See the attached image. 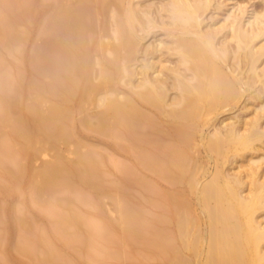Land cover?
Returning a JSON list of instances; mask_svg holds the SVG:
<instances>
[{
    "label": "bare ground",
    "instance_id": "obj_1",
    "mask_svg": "<svg viewBox=\"0 0 264 264\" xmlns=\"http://www.w3.org/2000/svg\"><path fill=\"white\" fill-rule=\"evenodd\" d=\"M141 3L0 0V248L15 233L40 264L123 247L132 264H264V10ZM253 95L252 118L215 123Z\"/></svg>",
    "mask_w": 264,
    "mask_h": 264
},
{
    "label": "rangeland",
    "instance_id": "obj_2",
    "mask_svg": "<svg viewBox=\"0 0 264 264\" xmlns=\"http://www.w3.org/2000/svg\"><path fill=\"white\" fill-rule=\"evenodd\" d=\"M136 1H140V3H141V5L143 6V5H146L147 3H149L150 2V4H152L153 6L155 5V3L156 2H160V0H136ZM156 1V2H155ZM162 1V0H161ZM163 1H166L167 2V0H163ZM243 8H248V6H250L251 4H252V9L255 11V13L256 14H261L262 12H263V10H264V3L262 2V0H236ZM145 3V4H144ZM165 3V2H164ZM228 3V2H227ZM229 4V3H228ZM207 14V17H209V10L206 12V13H204V15H203V17H205L204 18V22L205 21H207V22H205V23H203L202 25H209L210 23H213V24H215V27H217V28H219L220 30H219V34H220V36L223 34V35H225V33H226V35L229 33L227 30H228V27H229V25L231 24L230 23V20H226V21H223V16H222V14L221 15H219L220 17H218V19H213V20H211V22L210 21H208L207 20V18H206V15ZM239 17H242L243 16V14L242 13H240L239 15H238ZM206 19V20H205ZM210 22V23H209ZM207 23V24H206ZM209 23V24H208ZM203 27L204 29H206L207 27ZM153 30H155V29H153ZM156 30H157V33H160L161 31H159V29L158 28H156ZM155 30V31H156ZM218 34V35H219ZM36 40L34 41V44H35V48L36 47H38V46H40L41 47V45L40 44H42V40H41V38L40 39H38V37H36L35 38ZM228 40V39H227ZM232 41V40H231ZM231 43H233V41L231 42ZM230 43V47H231V50L235 47L234 45L235 44H231ZM253 45L255 46V48L256 49H262V47L264 46V34L263 35H259L258 37H256L255 39H254V41H253ZM233 47V48H232ZM262 51H264V49L262 50ZM242 52V53H241ZM264 53V52H263ZM239 55H240V58H239ZM241 55H243V50L242 49H240L239 50V52H238V54H235V57L236 56H238V59H241L240 60V62L242 61V63L240 64V62L238 63L237 61H236V59L234 60H231L233 63H235V65L234 66H236V65H239L240 67L238 68V66H237V68L236 69H238V71L239 72H243L244 73V77L246 76V74L248 75V74H250L249 72H248V67H247V64H245L246 62L245 61H243V56H241ZM262 58V59H261ZM261 58L259 59V60H261L260 62L262 63H260V62H257V66H258V69H257V71H258V74H257V76H259L258 77V80L260 81L261 80V78H262V80L264 79L263 77H260V75L262 76H264V66H263V61H264V55L262 54L261 55ZM236 63H238V64H236ZM260 65V66H259ZM263 67V68H262ZM237 71V70H236ZM241 72V73H242ZM242 73V74H243ZM249 76V75H248ZM247 78V77H246ZM245 78V79H246ZM257 80V83H255V87H258V86H260L261 85V81L259 82ZM259 82V83H258ZM258 84H260V85H258ZM255 95H253L252 96V98L251 99H249L248 101H245V104H246V106H247V108H243V109H241V106H240V108H239V110L237 109L238 107H239V105L238 104H240V103H237V105H236V107L234 108H230L229 109V111H228V113L226 112V113H224V115L222 114V115H217L216 117H217V120L215 121V123H217V124H219V122H220V120H223V119H225V121L226 122H230V121H227V118L228 117H233V116H240V118L242 119V120H244V118H246L247 120H249V118H252L253 116H254V114H255V111H253L254 110V108L256 107L254 104H256V98L254 97ZM255 99H254V98ZM241 101L243 100V98H241L240 99ZM256 101V102H255ZM254 103V104H253ZM244 104V103H243ZM242 105V104H241ZM225 109V108H224ZM253 115V116H252ZM256 115H259V113L257 112V114ZM260 115H261V112H260ZM218 116H220V117H218ZM222 117V118H221ZM219 118H220V120H219ZM230 120V119H229ZM224 121V122H225ZM224 124V123H223ZM218 126V125H217ZM221 126H223L222 124H221ZM83 140V139H82ZM84 140H86V139H84ZM83 140V141H84ZM70 148H74V145H72ZM84 149V148H83ZM82 149V150H83ZM104 152V151H103ZM52 154H54L53 153V151H48V153H47V155H46V157H44V158H46V159H44V158H42V157H39L37 160H36V164H35V166H39V165H41L42 164V162L44 161V160H51V158H52ZM68 157H71V158H73L74 156H73V154L72 155H68ZM48 158V159H47ZM41 159V160H40ZM120 159H122V158H120ZM38 164V165H37ZM112 192V191H111ZM112 193H114V191L112 192ZM149 197H151L152 198V196H150V195H148ZM16 201H17V199L16 200H13L12 201V203H16ZM104 201H106V202H104V205H105V209H106V211H107V213H108V216L111 218V219H115V217H116V213L114 212V211H112V210H114V208L112 207L113 206V203H112V201H111V203H109L110 202V199H105ZM18 202V201H17ZM33 207H36V205H34L33 204ZM108 208V209H107ZM148 210V209H147ZM96 211V213L97 214H99L97 211H102V210H95ZM95 211H94V213H95ZM148 211H150V210H148ZM114 212V213H113ZM102 213H104V212H102ZM23 213L22 212H20V213H18L17 212V216H19V217H22L23 215H22ZM38 214V213H37ZM101 214V213H100ZM99 214V215H100ZM154 214V212H152V211H150L149 212V214H147V216L148 217H150V216H152ZM104 215V214H103ZM102 215V216H103ZM115 215V216H114ZM28 216V215H27ZM104 216H107V214L106 215H104ZM107 216V218L109 219V217ZM38 217H40V215H38ZM41 217H43V216H41ZM44 218V217H43ZM48 218V217H47ZM47 218H45V219H43V222H45V223H48L47 221H48V219ZM50 219V218H49ZM47 220V221H46ZM52 218L49 220V222L51 221L52 222ZM34 229L35 228H31L29 231H28V235H31V233H29V232H32L33 234H35L36 233V231H34ZM36 230V229H35ZM32 234V235H33ZM114 234V233H113ZM10 238V241H9V245H7V247L4 249V246H3V250H4V253L6 254L5 256L6 257H8V255H9V260H11L12 262V264H40L39 263V258H40V255L38 254V255H36V256H34V255H32V254H29V253H22V252H20L19 251V249L16 247V248H14V246H15V244L17 243L18 245H19V243H18V241L19 242H21V240L20 239H18L17 238V234H15V233H12L11 234V236L9 237ZM15 239H16V241H17V239H18V241L16 242L15 241ZM113 239L114 240H116V242L118 241L117 240V238L115 237H113ZM15 243V244H14ZM16 244V245H17ZM0 248V249H1ZM108 248H109V250L110 251H112V249H114V246L111 244L110 246H108V247H106V250H108ZM9 249V250H8ZM104 249H105V247H104ZM131 249H133L132 247H123V248H121L120 249V251H119V253L121 254H119L118 253V256H117V258H109V257H106V259H104V260H107L106 261V264H108V262L110 263V264H132V262L130 261L131 259H130V256L132 255L133 256V253L131 252L132 250ZM5 250H6V252H5ZM15 250V251H14ZM131 250V251H130ZM8 251V252H7ZM1 252H2V250H1ZM11 252V253H10ZM3 253V254H4ZM73 256L75 255V252L74 251H71L70 252ZM128 257V258H127ZM36 258H38L37 260H36ZM127 258V259H126ZM116 259V260H115ZM103 260V261H104ZM150 263H148L147 262V264H157V262L156 261H153V260H151V261H149ZM90 264H98V263H96V262H93V263H90Z\"/></svg>",
    "mask_w": 264,
    "mask_h": 264
}]
</instances>
